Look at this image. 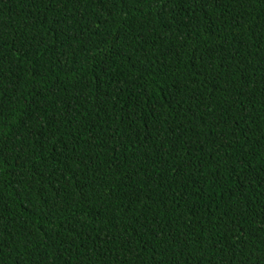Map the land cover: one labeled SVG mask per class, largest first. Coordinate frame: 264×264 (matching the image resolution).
I'll return each instance as SVG.
<instances>
[{
	"label": "trees",
	"instance_id": "16d2710c",
	"mask_svg": "<svg viewBox=\"0 0 264 264\" xmlns=\"http://www.w3.org/2000/svg\"><path fill=\"white\" fill-rule=\"evenodd\" d=\"M0 264H264V0H0Z\"/></svg>",
	"mask_w": 264,
	"mask_h": 264
}]
</instances>
